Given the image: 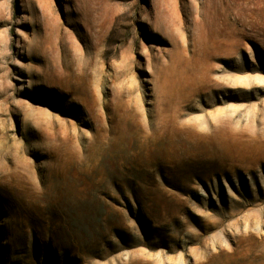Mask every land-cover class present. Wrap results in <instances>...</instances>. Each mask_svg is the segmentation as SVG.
<instances>
[{
    "label": "rangeland",
    "instance_id": "1",
    "mask_svg": "<svg viewBox=\"0 0 264 264\" xmlns=\"http://www.w3.org/2000/svg\"><path fill=\"white\" fill-rule=\"evenodd\" d=\"M0 264H264V0H0Z\"/></svg>",
    "mask_w": 264,
    "mask_h": 264
},
{
    "label": "trees",
    "instance_id": "2",
    "mask_svg": "<svg viewBox=\"0 0 264 264\" xmlns=\"http://www.w3.org/2000/svg\"><path fill=\"white\" fill-rule=\"evenodd\" d=\"M102 229H103V228H102ZM104 230H105V229H103V231H104ZM82 231H84V232L88 235V238L91 237L90 232H89L88 229H83Z\"/></svg>",
    "mask_w": 264,
    "mask_h": 264
}]
</instances>
